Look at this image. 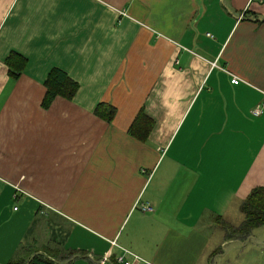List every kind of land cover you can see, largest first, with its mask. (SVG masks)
I'll return each mask as SVG.
<instances>
[{
    "label": "crops",
    "instance_id": "1",
    "mask_svg": "<svg viewBox=\"0 0 264 264\" xmlns=\"http://www.w3.org/2000/svg\"><path fill=\"white\" fill-rule=\"evenodd\" d=\"M56 68L78 89L44 108ZM259 186L264 0H0V264H224Z\"/></svg>",
    "mask_w": 264,
    "mask_h": 264
},
{
    "label": "trees",
    "instance_id": "2",
    "mask_svg": "<svg viewBox=\"0 0 264 264\" xmlns=\"http://www.w3.org/2000/svg\"><path fill=\"white\" fill-rule=\"evenodd\" d=\"M7 63L11 77L17 78L21 70H23L26 61L15 54H10L7 58ZM44 86L46 87L42 101L44 108H48L57 96L71 100L78 89V84L70 79L65 72L57 68L50 71L44 82ZM95 114L110 122L115 114V109L105 103H100L95 109ZM152 127V119L141 109L130 126L128 133L140 141H146ZM239 211L243 214L244 219L239 227L235 229L231 228L230 232L233 234H238L239 232L241 233L239 235H242V238L245 239L254 228L264 225V186L253 188L247 197L241 201ZM218 221L219 218H217ZM221 223L223 225L222 228H227L224 222ZM22 248L23 245L20 247V250ZM34 252L28 250L22 258L14 259V261H10L8 264H53V261L43 254H36L29 260Z\"/></svg>",
    "mask_w": 264,
    "mask_h": 264
},
{
    "label": "rangeland",
    "instance_id": "3",
    "mask_svg": "<svg viewBox=\"0 0 264 264\" xmlns=\"http://www.w3.org/2000/svg\"><path fill=\"white\" fill-rule=\"evenodd\" d=\"M162 167L170 168L171 165L167 160H165ZM237 203L239 204L238 198L235 199L234 205ZM238 234L241 233L238 232ZM250 235L253 237L249 239V241L245 239L240 243L229 244L228 250H237L238 257L235 256L230 259H226V263L224 264H264V226L254 228ZM239 237L243 236L239 235Z\"/></svg>",
    "mask_w": 264,
    "mask_h": 264
},
{
    "label": "built area",
    "instance_id": "4",
    "mask_svg": "<svg viewBox=\"0 0 264 264\" xmlns=\"http://www.w3.org/2000/svg\"><path fill=\"white\" fill-rule=\"evenodd\" d=\"M254 115H259L261 113V107L257 106L253 109ZM143 210H151V207L149 205L142 206ZM124 254L120 255L116 258V261L118 264H134L135 260H141L137 255H134L130 251L124 249ZM128 256H130L132 259H130Z\"/></svg>",
    "mask_w": 264,
    "mask_h": 264
},
{
    "label": "water",
    "instance_id": "5",
    "mask_svg": "<svg viewBox=\"0 0 264 264\" xmlns=\"http://www.w3.org/2000/svg\"><path fill=\"white\" fill-rule=\"evenodd\" d=\"M34 256V255H33ZM33 256H31V258L29 260H31L33 258Z\"/></svg>",
    "mask_w": 264,
    "mask_h": 264
}]
</instances>
